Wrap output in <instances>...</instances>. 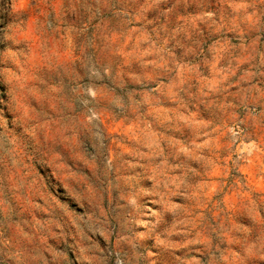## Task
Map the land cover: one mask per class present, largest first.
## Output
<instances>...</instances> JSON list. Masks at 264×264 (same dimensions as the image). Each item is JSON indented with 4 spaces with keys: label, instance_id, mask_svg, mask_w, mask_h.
I'll list each match as a JSON object with an SVG mask.
<instances>
[{
    "label": "rangeland",
    "instance_id": "rangeland-1",
    "mask_svg": "<svg viewBox=\"0 0 264 264\" xmlns=\"http://www.w3.org/2000/svg\"><path fill=\"white\" fill-rule=\"evenodd\" d=\"M0 264H264V0H0Z\"/></svg>",
    "mask_w": 264,
    "mask_h": 264
}]
</instances>
